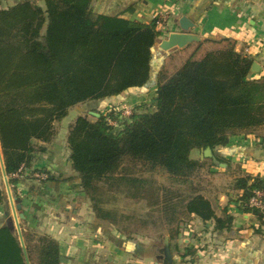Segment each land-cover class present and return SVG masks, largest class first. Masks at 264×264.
<instances>
[{
    "label": "trees",
    "instance_id": "obj_1",
    "mask_svg": "<svg viewBox=\"0 0 264 264\" xmlns=\"http://www.w3.org/2000/svg\"><path fill=\"white\" fill-rule=\"evenodd\" d=\"M9 1L0 0V150L9 182L15 185L18 179L13 174L29 167L36 153L46 151L55 133L54 122L63 119L70 107L98 99L118 105L123 92L148 82L159 30L155 21L95 13L92 0H17L2 5ZM234 45L227 37L204 38L169 76L160 69L155 110L133 107L129 117L118 118L116 127L108 124L107 117L115 116L110 110L99 112L93 120L78 115L69 125V160L90 209L97 219L126 233V239L135 238L117 227L111 209L100 205V182L124 183L132 198L146 199L150 191L153 205L168 223L181 206L188 219L169 228L170 239L185 232L199 239L191 227L194 216L211 221V231L231 229L233 217L216 199L196 193L174 201L169 192L159 194L158 187L147 189L151 182L130 170L159 168L186 179L204 161L194 158V151L202 159L230 166V160L214 149L227 145L233 135L264 125V74L252 77L253 59L236 52ZM166 96L172 97L171 109L159 106ZM173 109L184 113L187 124L173 121ZM46 174L41 182L55 179ZM231 188L244 202L254 190H264V179L238 176ZM242 208L254 214L255 231L262 233L264 206ZM9 222L0 226V264H59L61 254L54 239L22 227V245ZM142 245L137 242L136 253L151 248L155 258L165 256L164 246ZM199 248L181 252L176 246L175 251L180 260L192 259Z\"/></svg>",
    "mask_w": 264,
    "mask_h": 264
},
{
    "label": "crops",
    "instance_id": "obj_2",
    "mask_svg": "<svg viewBox=\"0 0 264 264\" xmlns=\"http://www.w3.org/2000/svg\"><path fill=\"white\" fill-rule=\"evenodd\" d=\"M91 5L95 13L131 21L151 23L156 17L165 18L163 27L156 25L159 36L152 50L150 79L139 89L123 92L116 100H120L119 104L129 100L135 104L149 101L156 95L159 70L169 76L195 50L197 42L166 51L159 47V42L168 33L178 31L177 21L182 15L194 22L191 31L201 39H233L235 51L251 57L260 66L258 71H251V76L264 74V0H92ZM83 104H89L97 113L115 105L109 99L86 101L70 107L65 117L71 109L75 117L85 115L81 110ZM263 140V136H255L252 131L242 132L230 137L227 145L216 147L214 153L237 163L246 174L264 178ZM46 146L45 152L36 153L30 166L14 176L18 179L15 185L9 182L0 150V188L4 194V203L0 205V226L11 220L17 232L19 229L21 233L23 227L54 239L61 254L59 264H161L156 262L160 257L152 256L151 248L144 252L140 250L139 254L135 251L137 242H142L145 248L158 245L156 242L147 244L138 239H126L114 226L93 215L89 200L71 168L67 142L61 153L62 145L59 147L51 141ZM41 170L55 179L41 182L36 175ZM230 191L233 193H221L211 199H216L230 212L233 217L231 229L211 231V221L202 222L194 216L190 220L191 227L199 236L196 224L202 225L203 232L208 231L207 240L201 242L199 237L194 239L185 232L171 241V254L169 258L165 256L167 261L163 264H264V227L262 233L255 231L256 217L242 208L239 193L233 189ZM98 235L103 239L97 240ZM179 245L188 250L193 246L201 249L192 259L187 256L180 260L175 251Z\"/></svg>",
    "mask_w": 264,
    "mask_h": 264
},
{
    "label": "rangeland",
    "instance_id": "obj_3",
    "mask_svg": "<svg viewBox=\"0 0 264 264\" xmlns=\"http://www.w3.org/2000/svg\"><path fill=\"white\" fill-rule=\"evenodd\" d=\"M15 1L17 0L3 2L2 5L6 6ZM123 103L132 108L134 107L137 111H149L158 108L156 95L152 96L149 101H146L144 103L135 104L134 102H131V100ZM82 106L83 107H81V110L83 111V113L90 120H93L96 116L92 115L91 113H88V111H92L94 109H90L89 104H83ZM159 106H163L165 109H171L173 106L172 97H163ZM75 115L76 114H74L73 110L71 109L67 117H64L60 121L57 120L54 122L55 133L51 141L59 147L60 145H62L60 153L66 149L65 136H67L66 134H68L69 125L72 121H74L73 119ZM171 116L173 121L178 124L185 125L188 122L184 113L178 109H173ZM114 117L117 118L116 116ZM252 132L255 136L264 137V125L255 127L254 129H252ZM59 142H61L62 144ZM192 156L194 158L198 157L200 160L204 161H202L200 166L192 170L186 179H184L185 177L183 179H177L168 172L159 168L148 171L138 166L135 169H131L130 173L136 175L140 174L142 178H145L148 182H151L148 183L149 185H147V189L149 190H154V187H158L157 191L159 194L165 191L169 192V195L172 194L176 197L174 201H178L180 199L182 200L184 198L186 199L189 195H194L196 193H200L208 198H212L214 196L219 197L221 193H233V191L230 190H232L231 187L235 178L238 176L249 175L243 172L241 167L235 162L231 161L230 166L228 167L225 165L221 166L219 165V163L215 162L212 159H202V155L199 154L197 151H194ZM211 163H214V166ZM123 164L126 166L128 164V161H125ZM40 173L46 174L47 171H40L37 174ZM38 178L40 180L44 179L40 177ZM100 185L102 187L100 190H98L99 192L97 194V196L100 198L99 200L101 201L100 205L104 208L111 209L113 217L116 220L117 227L123 228V230L125 229L127 234H132L133 238L143 242H147V244L148 242H156L158 246H164L163 240L164 237L167 236L169 245L171 241L175 240L174 238H169V228H174L176 225H180L188 219V217L182 212L181 206L178 205L175 208V213L173 212L174 220L171 223H168L162 211H159L158 207H156V205H153V197L151 196L152 193L150 191L146 194V199H138L135 197L132 198L128 195L129 193L126 191L127 186L124 183L114 184L111 186L108 182H100ZM129 190L130 192H133L134 188L132 187ZM15 217L17 218L16 215ZM202 228V225L196 224V229H198L200 233V241L205 242V240H207L206 236L208 234V231L203 232ZM128 231L130 233H128ZM34 233L38 234L37 232ZM119 233L121 235H126V233ZM96 238L97 240L103 239L99 235ZM179 246V250L181 252L184 251L185 247L183 248L182 245ZM164 259L165 256L162 255V257H160V259L156 262L163 264Z\"/></svg>",
    "mask_w": 264,
    "mask_h": 264
},
{
    "label": "water",
    "instance_id": "obj_4",
    "mask_svg": "<svg viewBox=\"0 0 264 264\" xmlns=\"http://www.w3.org/2000/svg\"><path fill=\"white\" fill-rule=\"evenodd\" d=\"M177 23H178V31H173V32L168 33L166 38L162 39L159 42V47L162 50L166 51V50H169V49L175 48V47L181 48V47H184L190 43H193V42L198 43L202 40L198 34L191 31V28H193L195 24L187 16L182 15L178 19ZM259 69H260V66L258 65V63L253 62L251 65V71L255 72V71H258ZM90 113L96 117L99 116V113H97V112L91 111ZM16 207L18 208L19 205L17 204ZM9 223L13 224L11 220ZM17 233H19V238H20L19 240H20L21 244L23 245L22 235H21L19 229H18ZM163 243H164V252H165L164 255L167 258H169L170 253H169V248H168L169 245H168V237L167 236L164 237ZM166 261L167 260H164V263H166Z\"/></svg>",
    "mask_w": 264,
    "mask_h": 264
},
{
    "label": "built area",
    "instance_id": "obj_5",
    "mask_svg": "<svg viewBox=\"0 0 264 264\" xmlns=\"http://www.w3.org/2000/svg\"><path fill=\"white\" fill-rule=\"evenodd\" d=\"M154 21H155L156 25L163 27V25H164L163 21H165V18H164V16H159V17H156L154 19ZM107 110L112 111L115 114V116L117 117V118H112L110 116L107 117L108 124L116 127L118 118L129 117L132 114L133 108L130 106H127L125 103H123V104L121 103L118 105L109 106L105 109V111H107ZM20 172H21V169L18 172L14 173L13 175L16 176ZM37 177L45 178L46 174L40 173V174H37ZM240 204L242 206L248 208V209H252V208L261 209V208H263V206H264V190H260V189L254 190L253 193L244 202L240 201Z\"/></svg>",
    "mask_w": 264,
    "mask_h": 264
}]
</instances>
